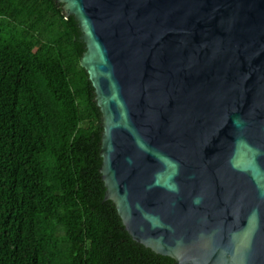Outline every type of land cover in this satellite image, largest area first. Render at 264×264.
<instances>
[{
  "label": "water",
  "instance_id": "1",
  "mask_svg": "<svg viewBox=\"0 0 264 264\" xmlns=\"http://www.w3.org/2000/svg\"><path fill=\"white\" fill-rule=\"evenodd\" d=\"M58 2L132 238L176 264H264V0Z\"/></svg>",
  "mask_w": 264,
  "mask_h": 264
},
{
  "label": "trees",
  "instance_id": "2",
  "mask_svg": "<svg viewBox=\"0 0 264 264\" xmlns=\"http://www.w3.org/2000/svg\"><path fill=\"white\" fill-rule=\"evenodd\" d=\"M81 35L58 0H0V264H176L105 198Z\"/></svg>",
  "mask_w": 264,
  "mask_h": 264
}]
</instances>
